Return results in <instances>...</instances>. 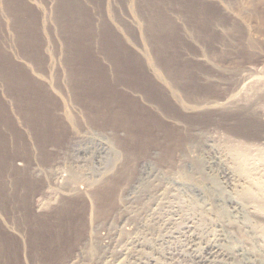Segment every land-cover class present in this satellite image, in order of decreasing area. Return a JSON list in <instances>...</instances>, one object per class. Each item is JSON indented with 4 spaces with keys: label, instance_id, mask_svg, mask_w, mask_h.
Here are the masks:
<instances>
[{
    "label": "rangeland",
    "instance_id": "374dc122",
    "mask_svg": "<svg viewBox=\"0 0 264 264\" xmlns=\"http://www.w3.org/2000/svg\"><path fill=\"white\" fill-rule=\"evenodd\" d=\"M0 243L264 264V0H0Z\"/></svg>",
    "mask_w": 264,
    "mask_h": 264
},
{
    "label": "bare ground",
    "instance_id": "6f19581e",
    "mask_svg": "<svg viewBox=\"0 0 264 264\" xmlns=\"http://www.w3.org/2000/svg\"><path fill=\"white\" fill-rule=\"evenodd\" d=\"M108 3V2H107ZM108 9V8H107ZM111 12V11H110ZM107 15L109 16V19H107V18H103V20H104V22H106V24L108 23L110 26H108L109 27V30L112 32H117L116 30L118 29V27H116V25L114 24V23H116L117 24V22H113L114 20H115V18L114 17H112V14H109V13H107ZM96 16V15H95ZM114 16V15H113ZM130 16V15H129ZM132 16V15H131ZM133 17V16H132ZM117 20V19H116ZM130 20H132V19H130ZM99 21H101V19H99ZM99 23V22H98ZM97 23V24H98ZM111 23H113V25H115V27L111 24ZM104 24V23H103ZM99 25H100V23H99ZM118 26V25H117ZM98 27V26H97ZM116 28V29H115ZM97 29V28H96ZM99 29V28H98ZM100 33V32H99ZM120 41V40H119ZM114 50V49H113ZM152 69L155 71V73H157V74H159L158 73V71L156 70V68H153L152 67ZM156 74V75H157ZM161 75H162V73H161ZM160 76V75H159ZM158 76V77H159ZM162 78V77H161ZM157 84V83H156ZM168 85V84H167ZM110 86V85H109ZM117 86V85H116ZM171 86V85H170ZM121 87V86H120ZM125 87V86H124ZM162 87V86H161ZM118 88V87H117ZM110 89H112V88H110ZM109 89V90H110ZM127 89V88H126ZM163 89V88H162ZM114 90H115V88H114ZM114 90H110V91H113L114 92ZM128 90V89H127ZM175 90V89H174ZM117 91V90H116ZM115 91V92H116ZM119 92V91H118ZM114 94V93H113ZM112 94V95H113ZM115 96V95H114ZM119 96V95H118ZM143 96V95H142ZM177 98H179L178 96H177ZM175 99H176V97H175ZM146 100V99H145ZM178 100V99H177ZM176 100V101H177ZM181 100V99H180ZM145 102V101H144ZM181 102V101H180ZM214 102V101H213ZM212 102V103H213ZM225 102V101H224ZM228 102V101H227ZM147 103V102H146ZM226 103V102H225ZM215 105V104H214ZM211 106V105H210ZM206 107V106H205ZM213 107H215V106H213ZM158 110V109H157ZM241 168L244 170V171H247V167H246V165L244 164V163H242L241 164ZM73 175H75V174H73ZM76 175H77V173H76ZM75 177V176H74ZM186 178H188V179H190V180H193V181H195V182H197V183H199V184H201V185H203V182L205 181V177L204 176H201L200 178H196V177H193V176H190V175H186L185 176ZM215 182V181H214ZM215 184V183H214ZM216 186H218V188L220 189V190H222V187L220 186V184H217V182H216ZM208 197H210V192L208 191ZM240 195H242V196H246V192H241V193H239V196ZM91 234V233H90ZM1 244V243H0ZM26 244V243H25ZM2 245V244H1ZM0 245V246H1ZM26 246V245H25ZM2 248V247H1ZM25 249H27V248H25ZM4 250V249H3ZM28 250H29V247H28ZM27 252V251H26ZM10 253V252H9ZM23 253H25V250H24V252ZM28 254V253H27ZM1 255H3V253L1 252ZM127 255V254H126ZM23 256H25L23 259H26L25 260V262H24V260L22 261V262H24V264H39L38 262H36L35 260H33L32 258H29V257H26V254L25 255H23ZM3 256H0V258H2ZM6 257V256H5ZM123 259V258H122ZM6 260V259H5ZM125 262V261H124ZM7 264V263H6Z\"/></svg>",
    "mask_w": 264,
    "mask_h": 264
}]
</instances>
